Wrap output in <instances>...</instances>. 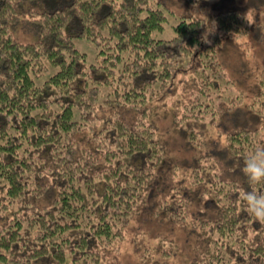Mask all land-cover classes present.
I'll return each instance as SVG.
<instances>
[{
    "label": "trees",
    "instance_id": "16d2710c",
    "mask_svg": "<svg viewBox=\"0 0 264 264\" xmlns=\"http://www.w3.org/2000/svg\"><path fill=\"white\" fill-rule=\"evenodd\" d=\"M159 3L0 0V264H100L119 254L109 245L130 221L153 207L158 222L189 227L195 249L187 264H264V223L240 198L264 193L242 171L264 144V68L246 103L253 125L223 123L208 135L192 127L208 119L216 128L213 117L244 101L222 77L220 48L249 23L230 8L202 34V20L178 16L163 40L155 37L168 20ZM76 38L96 48L93 63ZM186 64L194 82L171 121L187 147L208 150L178 178L185 165L163 162L151 103L174 89ZM156 238L157 264H169L178 246Z\"/></svg>",
    "mask_w": 264,
    "mask_h": 264
},
{
    "label": "rangeland",
    "instance_id": "374dc122",
    "mask_svg": "<svg viewBox=\"0 0 264 264\" xmlns=\"http://www.w3.org/2000/svg\"><path fill=\"white\" fill-rule=\"evenodd\" d=\"M159 1V7L165 10L168 18L162 31H157L155 37L167 40L173 35L172 25L178 21V16H193L197 17L201 22L202 34H208L214 27L215 14L222 13L226 9L237 8L248 21L250 31L246 35L236 37L233 41H227L222 43L220 48V58L223 62L224 68L222 69V77L230 78L235 84V89H241L245 96L244 101L239 104V108L235 110L233 114H229L219 117H213L211 123L207 120L205 126L200 123L192 124V127L203 131L205 135L214 132L221 127L223 123L228 125H238L244 122H250V126L255 123V118L252 114L247 112L246 103L249 100L250 92L254 89V81L259 71L264 68V0H157ZM21 36L23 37V31L21 30ZM26 34V33H25ZM31 35L27 34V38ZM74 44L82 51L86 56V64L93 63L96 48L89 42L81 41L76 38ZM181 64V62L179 63ZM184 68V65H182ZM178 75H176L173 81L174 89L167 93L164 91L158 98V101L151 103L152 113L157 122V133L162 141L166 144V151L163 162L168 159L171 162L177 161L181 163V166L185 167L178 170V178H183L185 171L191 166L189 163L198 155H204L208 147L201 148L195 146L193 149L187 147L185 143V137H183L179 129L174 127L171 121V113L174 105H178V100L183 97L184 93H190L194 82V71L188 69V64L185 65ZM232 84V86H233ZM233 86V87H234ZM231 87V86H230ZM232 88V87H231ZM188 95V94H187ZM186 95V96H187ZM174 108V109H173ZM212 125L213 127L211 128ZM220 142L221 139H220ZM168 168H170L168 166ZM187 168V169H186ZM167 171H169L167 169ZM191 203H199L200 201L194 200ZM201 203V202H200ZM199 203V204H200ZM197 206V205H196ZM199 206V205H198ZM154 209V207L151 209ZM197 209V208H196ZM190 211H193L191 207ZM149 212V211H148ZM147 213L141 216L134 217L130 221V226L126 229L124 238L119 242L115 241L110 247L118 246L119 250L112 256L111 254L105 255L102 258L100 264H157L160 260L157 258L161 246H159L158 238L166 236L172 238L178 246L177 252L170 257L169 264H187L191 259L190 257L194 253V246L192 245V235L189 234L187 228L171 229L170 225L163 222H158L153 213ZM151 215V216H150ZM141 229L145 231L142 238L138 239L135 234L141 232ZM183 229V230H182ZM158 233V234H157ZM139 235V234H138ZM146 248L152 249L147 255V260L142 261ZM148 253V252H146Z\"/></svg>",
    "mask_w": 264,
    "mask_h": 264
},
{
    "label": "clouds",
    "instance_id": "9594fccd",
    "mask_svg": "<svg viewBox=\"0 0 264 264\" xmlns=\"http://www.w3.org/2000/svg\"><path fill=\"white\" fill-rule=\"evenodd\" d=\"M250 184L264 183V144L255 147L252 154L244 161L242 169ZM247 212L256 218L257 222L264 223V193L255 190L240 192Z\"/></svg>",
    "mask_w": 264,
    "mask_h": 264
}]
</instances>
